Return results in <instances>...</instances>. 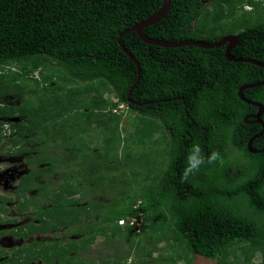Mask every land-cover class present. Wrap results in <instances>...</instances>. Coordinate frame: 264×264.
I'll return each instance as SVG.
<instances>
[{
	"label": "trees",
	"instance_id": "obj_1",
	"mask_svg": "<svg viewBox=\"0 0 264 264\" xmlns=\"http://www.w3.org/2000/svg\"><path fill=\"white\" fill-rule=\"evenodd\" d=\"M263 1L170 0L166 16L144 28L143 33L165 42L212 44L224 35L216 34V30L232 24L230 35L237 36L238 44L230 55L264 63ZM222 4L227 5V11ZM161 5L162 0H0V142L7 139L16 150L14 154L25 153L30 164L39 166L21 176L16 186L23 198L20 211L27 209L25 205L34 207L38 221L45 213L58 220L53 229L74 225L79 220L67 221L60 213L79 207L83 192L91 184L101 194L107 193L110 203L90 202L99 222L81 226L85 230L75 228L70 235L81 233L86 237L83 240H89L105 235L108 226L113 238L123 236L141 255L147 249L155 251L173 233L186 254L228 264L241 244L248 243L254 250L264 248V150L253 155L246 148L262 126L245 122L251 106L237 94L242 85L263 81L264 69L227 60L226 45L163 48L142 42L133 31L121 37L134 59L131 61L118 43L119 35L153 16ZM208 5L214 7L213 11L209 12ZM244 5L251 7L250 11L244 9L235 15L234 10ZM137 65L140 80L130 99L146 103L143 106L127 100L137 79ZM47 69L62 70L65 85L57 83L48 88L55 75L54 71L46 73ZM35 72L39 77L32 76ZM58 92H65L60 104L55 98ZM105 93L133 113L129 129L120 125L122 115L113 113L117 103L104 99ZM243 95L264 105V85L245 89ZM9 96L18 97L21 103L5 102ZM51 97L56 102L48 104ZM59 107L70 108L76 117L69 121ZM134 115L155 121L142 139H138L131 123ZM17 116L23 117L26 125L14 122ZM70 122H74V128ZM123 129L124 137L120 134ZM90 131H97L102 142L95 152L85 141ZM155 133L161 137L153 138ZM196 142L205 156L219 151L223 163L206 164L181 182L188 151ZM48 143L53 150L62 149V157L41 155L33 161L32 152ZM259 143L261 146L255 145ZM140 144L145 145L149 161L138 149ZM254 147L264 148V133L254 140ZM120 160L130 172L132 166L145 162L147 173L138 187L136 178L141 174L135 168L130 179L127 170L115 171ZM69 162L81 171L65 175L63 185L56 188L65 198L52 190L46 199L47 183L38 184L36 180ZM91 168L94 173L89 172ZM111 180L114 184L109 191L106 185ZM121 181L129 188H117ZM31 190L40 197V203L35 197L25 198ZM76 195L78 199L73 198ZM143 197L148 200L137 205L138 198ZM6 201L0 197V212ZM41 205L50 207L42 210ZM140 213L147 224L118 225L119 220L138 218ZM27 235L29 232L24 237ZM141 235L145 236L144 244L137 240ZM39 251L48 264H94V260L82 258L79 250L71 256L68 252L73 249L59 252L50 248L49 252L38 248L35 253ZM128 255L116 256L113 263L125 264ZM250 258L251 253L247 260ZM98 260L111 264L108 257L99 256Z\"/></svg>",
	"mask_w": 264,
	"mask_h": 264
},
{
	"label": "rangeland",
	"instance_id": "obj_2",
	"mask_svg": "<svg viewBox=\"0 0 264 264\" xmlns=\"http://www.w3.org/2000/svg\"><path fill=\"white\" fill-rule=\"evenodd\" d=\"M264 2V1H263ZM264 5V3H263ZM222 8H225V10H228V7L226 4L221 5ZM245 6L243 8H238L234 10L235 15H240L242 11H244ZM209 12L213 11L214 7L208 5L206 7ZM251 7H247V9L250 11ZM242 10V11H241ZM224 21V20H223ZM232 24L228 25V28H221L216 30V34L219 35H230ZM6 70V69H5ZM54 71L55 75V81L51 80L47 86L48 88L53 86L54 84L59 83L60 85L64 86L65 83H63L61 80H65V76L63 75V71L59 69H47L46 73H50ZM33 77H39V74L35 72L32 74ZM55 98H57V101L59 104L61 101H64L65 92H58ZM54 97H51V101H49L48 104H53L56 102V99ZM104 99L113 100L112 96H110L108 93H105L103 96ZM5 102L11 103L14 105H18L21 103V99L15 96H9L5 99ZM73 106H70L72 108ZM70 108H64L59 107L58 109L64 110L65 117L69 121L70 119H73V117H76L74 114H76L73 110ZM73 109V108H72ZM116 111V114L122 115L121 117V126H125L126 128H130L128 125V122H130L131 117L133 116V113H131L126 106L123 104L117 103V106L115 107L114 112ZM72 116V117H70ZM67 120V121H68ZM14 122H20V124L26 125L24 122L23 117H16L13 119ZM155 122L153 119L146 117V116H140V115H134V123L131 122L135 128H136V135L139 137L138 139H142L144 136H147L149 133L150 127L152 126V123ZM71 128H74V122H70ZM66 126V125H65ZM64 125L61 126L62 129H65ZM134 126H131L134 128ZM122 128V127H121ZM134 128V129H135ZM120 134L122 137H124L126 130H120ZM99 134L97 131H90L88 133V136L86 137L89 140H85L88 142L89 146L94 147L92 151H96L98 149V146L101 145L100 137L97 135ZM133 137V136H132ZM160 134L155 133L153 135V138L158 139ZM3 142H0V196L9 198L10 201H7L5 206L3 207L4 213H0V253H3V256L0 258H10L12 255L13 261L8 262L5 264H43L42 259L37 258L39 256L35 252L38 251V248H43L46 251L50 248L56 249L59 252H67L70 249H73V251L68 252V255H74L76 253L75 250H79L81 257L87 260H94V264H109L106 260L99 261L98 258L100 257H108L111 262V264H114L113 261L116 259V256L125 257L129 253V257L127 259V262L125 264H219L217 260H208L200 256H192L185 253L184 249L180 246L183 243L179 241L177 238L172 237L173 233H169L168 237L169 240L161 242L158 244L157 249L155 251H150L147 249V251H144L143 254H137L133 248L131 249L128 242H125L123 240V236H118L113 238L111 236L110 227L106 226V228H109L107 230L105 235L101 236H95L92 239L89 240H83L86 237H83L81 233L78 234H72L70 235V232L73 231L75 228H82L81 226H86L88 224H96L99 222V216L98 212L93 211V208L89 207V203H101L106 204L110 203V197L106 194H101L99 188H95L89 185V189L87 191H84L83 194L84 197L81 199L80 206H86L84 210H80V206L77 207L73 212H66L65 210H62L60 213V216L62 219H66L67 221L71 220H79L74 225L71 226H64L61 228L53 229L52 227L57 224L58 220H55L54 217L48 216L46 214L41 216L40 221L38 219H35V215L32 214L34 209L30 208L25 213L18 212L16 204L18 202H21L22 199L18 196V194L15 191V187L17 185L18 178L26 174L27 172L37 169L39 166L37 164H30L29 156L25 153L23 154H14V152L11 149V145L7 143V139H3ZM37 145L36 143L34 144ZM148 147V146H147ZM52 143H48L47 146L44 148L43 146L38 147L37 151L32 152L33 154L31 157H33L34 160H39L41 155H50L53 158L62 157V149L53 150L52 149ZM138 149L140 150L141 154H146L145 157H147L146 161H149L150 158L147 156V149L144 144H140L138 146ZM68 153V150H66ZM136 154V151H135ZM138 155V154H136ZM145 157L143 161L145 160ZM153 157V156H152ZM154 158V157H153ZM42 159V158H41ZM138 160H141L140 157H137ZM111 164V163H110ZM123 160H120L117 166L116 172H122L127 170L128 178L130 179L131 172L134 170V168L140 172L141 176L140 178H136L137 186L140 185L141 177L147 173V165L145 162L139 163L138 166H132L133 170L130 172L127 168H124L122 166ZM41 167V166H40ZM54 173L51 175H43L41 179H37L36 183L42 184L43 182L47 183V191L46 194L48 195L46 199H49V197L52 195V190H56V195L60 198H65V195L62 193L61 190L57 191V187L59 185H63V177L65 175H70L73 173H77L81 171L78 169V167L74 163H68V165H59L57 168H54ZM89 172L94 173L95 171L92 170V168L89 170ZM115 174V172H113ZM117 174V173H116ZM114 184V180H111L109 184L106 186L107 190L111 191V186ZM117 188L120 189H128L129 187L126 186L125 183L122 181L119 182L117 185ZM135 187V185H134ZM116 189V188H115ZM129 191H133L132 188L129 189ZM34 191H30L27 193V198H30V196H33ZM82 197V194H80ZM74 199H78L79 196L76 195L73 197ZM37 202L40 203L42 200L40 197H36ZM148 200L147 197L138 198L136 204H142ZM78 206V205H76ZM46 206H43V209H45ZM150 214V213H149ZM151 215V214H150ZM81 218H84L82 221H80ZM139 218V219H138ZM136 218V223L140 224H147L146 220L143 219V214L140 213L139 217ZM162 218H159V221H161ZM119 225V224H118ZM97 226H101L100 224H97ZM121 227H125V225H119ZM45 228H51L47 232H43ZM122 228V229H123ZM82 230H85L84 227ZM29 235L23 237L24 234L28 233ZM86 232V233H85ZM83 233V232H82ZM89 233L88 231H84V234ZM143 240L141 243L144 244L145 236L141 235L137 238V240ZM91 240V241H90ZM180 246V247H179ZM89 247V248H87ZM239 249L236 250L235 256H232L229 258L228 264H264V248H256L254 250L251 249L252 247L250 244H241ZM18 249H22L23 252L17 253ZM251 253V258L247 260L248 255ZM186 256V257H185ZM1 264V263H0ZM56 264V263H54Z\"/></svg>",
	"mask_w": 264,
	"mask_h": 264
},
{
	"label": "water",
	"instance_id": "obj_3",
	"mask_svg": "<svg viewBox=\"0 0 264 264\" xmlns=\"http://www.w3.org/2000/svg\"><path fill=\"white\" fill-rule=\"evenodd\" d=\"M169 9H170V0H162L161 8L153 16L147 18L144 21L137 23L136 25H134L133 27H131L129 29L124 30L119 35L118 43H119L120 47L122 48V50L125 52V54L129 57V59L131 61H134V59H133L132 55L128 52V50L124 47V45L121 43V37L123 35H125L126 33L133 31L136 33V35L138 36V38L142 42H144L148 45H155V46H159V47H163V48H178V47H182V46L192 45V46H196L199 48L211 49V48H218V47H221L223 45H226L225 50H224V55H225L227 60L233 61V62L251 63V64L257 65V66L264 69V63L263 62L256 61L253 59H247V58H234L230 55V51L238 44V38L235 35H226V36L222 37L220 40H218L212 44H207V43H203L201 41H194V40H184V41H178V42H165V41L158 40V39L148 38L143 33L144 28H146L148 26H152L155 23L159 22L161 19H163L166 16V14L168 13ZM139 80H140V67L137 65V79H136L135 84L130 88L129 92L127 93V100L129 103L135 104L136 106H143V105H146V103L140 104V103L134 102L130 99V93L135 88V86L137 85ZM262 85H264V80L261 82H258V83L242 85L238 89V96L242 101L246 102L247 104H252L258 108V112L255 115V118L257 119V122L262 126V131L260 133H258L257 135L253 136L248 141L247 148H248V151L251 153L255 152L251 147L252 140L257 138L258 136H261L263 131H264V124L261 121V115L263 113L264 108H263L262 104H260V103H252L251 101L245 99L244 95H243V91L245 89H248V88L260 87ZM148 104H151V103H148ZM263 150L258 151V152H262Z\"/></svg>",
	"mask_w": 264,
	"mask_h": 264
},
{
	"label": "clouds",
	"instance_id": "obj_4",
	"mask_svg": "<svg viewBox=\"0 0 264 264\" xmlns=\"http://www.w3.org/2000/svg\"><path fill=\"white\" fill-rule=\"evenodd\" d=\"M247 7L249 6L246 5L245 9H247ZM110 96H112L113 99L110 101H112L113 103H117V99H115L113 95ZM114 110L113 113H116V111L114 112ZM217 162L223 163V159L219 151H212L210 154L205 156L201 145L198 142L193 143L186 157V166L180 174L181 182L187 181L190 176H194L196 173H198L202 166L206 164L214 166Z\"/></svg>",
	"mask_w": 264,
	"mask_h": 264
},
{
	"label": "flooded vegetation",
	"instance_id": "obj_5",
	"mask_svg": "<svg viewBox=\"0 0 264 264\" xmlns=\"http://www.w3.org/2000/svg\"><path fill=\"white\" fill-rule=\"evenodd\" d=\"M238 94V93H237ZM249 101H251L252 103H260V104H262L261 102H259V101H257V100H249ZM250 108H249V114H247V116L244 118V120H245V122H248L249 124H251V125H256V124H258V125H260L258 122H257V119L255 118V115L257 114V112H258V108L256 107V106H254V105H252V104H250ZM262 106H263V108H264V105L262 104ZM263 118H264V110H263V113H262V115H261V121L263 122V124H264V121H263ZM250 119V120H249ZM248 120V121H247ZM260 133V132H259ZM263 133H264V131H263ZM263 133H262V135H263ZM255 135H257V134H254L253 136H255ZM262 135L261 136H258L257 138H255V139H253L252 140V142H251V147H252V144H253V142H254V140H257L258 138H260V137H262ZM252 136V137H253ZM251 139V138H250ZM256 146H261L260 145V143L259 144H255ZM247 148V147H246ZM255 152L254 153H251V152H249L250 154H253V155H257L259 152L258 151H261L260 150V148H258V147H254V148H252ZM262 149V148H261ZM264 149V148H263ZM262 149V150H263ZM247 150H248V148H247ZM27 173H29V172H27ZM26 173V174H27ZM25 174H23V175H21V176H24ZM21 176L18 178V181L20 180V178H21ZM20 182V181H19ZM19 182H17V185L19 184ZM16 185V186H17ZM15 191H16V193L18 194V196L22 199V201L21 202H23V198L21 197V194L16 190V187H15ZM32 191V190H31ZM28 192H30V191H28ZM27 192V193H28ZM1 198H4V197H2V196H0ZM33 197H35V192L33 193V196H30V198H27V194H26V199H32ZM36 198V197H35ZM5 199H7L8 201H10V199L9 198H6L5 197ZM7 202V201H6ZM6 202L4 203V205L2 206V212H0V213H4V210H3V207L5 206V204H6ZM21 202H18L17 204H16V207H17V211L18 212H22V213H25L26 211H28L30 208H33L34 209V211H33V213L32 214H34L35 215V219L37 220V214H36V212H35V208L34 207H32V206H27V205H25V207H27V209L26 210H24V211H20V203ZM1 204V203H0ZM43 206H46V208L45 209H47L48 207H50V205H41V209L42 210H45V209H43ZM70 212V211H69ZM71 213V212H70ZM45 214V213H44ZM43 214V215H44ZM61 228V227H60ZM23 237H24V235H23ZM21 252H23V250L22 249H18V251L16 252V254L17 253H21ZM39 256H37V258H39V259H42V260H44L43 258H42V256H40V251L37 253ZM2 256H3V253H2ZM1 256V257H2ZM68 256H71V255H68ZM0 257V258H1ZM13 256L11 255L10 256V258H3V259H1L0 260V263L3 261V260H6V259H10L11 261L10 262H12L13 261V258H12ZM5 263H8V262H5ZM5 263H3V264H5ZM42 263L43 264H48L47 262H46V260H44V261H42ZM54 263H56V264H58L56 261L55 262H52V264H54Z\"/></svg>",
	"mask_w": 264,
	"mask_h": 264
},
{
	"label": "built area",
	"instance_id": "obj_6",
	"mask_svg": "<svg viewBox=\"0 0 264 264\" xmlns=\"http://www.w3.org/2000/svg\"><path fill=\"white\" fill-rule=\"evenodd\" d=\"M140 215V214H139ZM118 224L119 225H125V227L126 226H132V225H137V226H139L140 225V223L138 222V223H136V217H132L131 219H129L128 221H125V220H119L118 221Z\"/></svg>",
	"mask_w": 264,
	"mask_h": 264
}]
</instances>
